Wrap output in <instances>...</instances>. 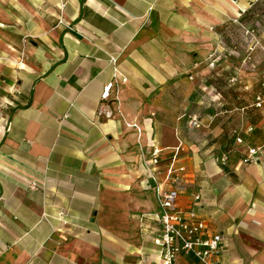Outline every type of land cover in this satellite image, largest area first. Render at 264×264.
<instances>
[{
  "label": "crops",
  "instance_id": "crops-1",
  "mask_svg": "<svg viewBox=\"0 0 264 264\" xmlns=\"http://www.w3.org/2000/svg\"><path fill=\"white\" fill-rule=\"evenodd\" d=\"M154 147L217 264H264V0H0V264H163Z\"/></svg>",
  "mask_w": 264,
  "mask_h": 264
},
{
  "label": "built area",
  "instance_id": "built-area-1",
  "mask_svg": "<svg viewBox=\"0 0 264 264\" xmlns=\"http://www.w3.org/2000/svg\"><path fill=\"white\" fill-rule=\"evenodd\" d=\"M254 34V30H247ZM221 56L212 52L208 56L210 65H215ZM126 78H121V82ZM118 76L115 73L101 93L100 114H107L113 100L118 101ZM115 92V95H112ZM262 96L257 97V106L262 105ZM192 125L200 127L201 123L197 117L192 119ZM137 126V125H136ZM252 127H249L250 131ZM244 142L242 135L237 134L235 144L228 146L220 155V162L228 164L231 154L237 150V146ZM260 146H248L242 161L245 163L256 162L259 159ZM163 150L154 147L150 151L148 160V178L154 183L157 194L159 211L157 213L161 228L156 240L161 247V259L163 264H175L177 257L181 254L192 255L199 264H217L215 256L220 252L223 236L212 231L206 221L200 218L193 207L182 208L178 199L183 185L186 167L179 161L178 150H176L163 168L165 160ZM195 201L201 199L199 192L194 194Z\"/></svg>",
  "mask_w": 264,
  "mask_h": 264
},
{
  "label": "rangeland",
  "instance_id": "rangeland-1",
  "mask_svg": "<svg viewBox=\"0 0 264 264\" xmlns=\"http://www.w3.org/2000/svg\"><path fill=\"white\" fill-rule=\"evenodd\" d=\"M245 26L244 27H242L243 28V30L245 31V32H247V30H254V33H256V31H257V27L256 26H253L252 24H249V25H246V24H244Z\"/></svg>",
  "mask_w": 264,
  "mask_h": 264
}]
</instances>
